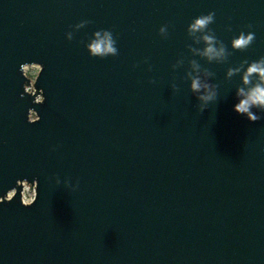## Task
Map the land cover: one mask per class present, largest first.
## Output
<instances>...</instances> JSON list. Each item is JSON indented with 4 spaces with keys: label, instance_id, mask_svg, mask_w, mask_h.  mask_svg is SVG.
Here are the masks:
<instances>
[{
    "label": "water",
    "instance_id": "1",
    "mask_svg": "<svg viewBox=\"0 0 264 264\" xmlns=\"http://www.w3.org/2000/svg\"><path fill=\"white\" fill-rule=\"evenodd\" d=\"M209 11L229 50L247 25L255 39L199 60L219 85L200 113L186 29ZM101 29L115 57L88 54ZM262 55L264 0H0V264H264V114L234 112L239 76L224 78Z\"/></svg>",
    "mask_w": 264,
    "mask_h": 264
},
{
    "label": "clouds",
    "instance_id": "2",
    "mask_svg": "<svg viewBox=\"0 0 264 264\" xmlns=\"http://www.w3.org/2000/svg\"><path fill=\"white\" fill-rule=\"evenodd\" d=\"M215 22V12L209 11L206 15L201 14L194 17L187 25V37L191 41L187 45V50L191 58L187 59V68L184 71L183 79L188 82V90L193 97L198 101L197 109L203 113L210 104L216 103L219 97V85L212 82L215 78V73L208 68L203 67L199 60H204L207 64H226L228 58L232 55L233 51H244L253 43L255 33L251 31V25L246 26V30L240 31L230 41L229 46L219 39L215 32L209 27ZM87 21H82L74 26V30H79L87 24ZM168 25L161 26L158 35L166 39L168 37ZM227 31H231L228 26ZM67 40L73 39V32L69 31L65 34ZM83 43V42H82ZM88 54L91 57L104 59L106 57H115L118 54L116 47V39L111 30L101 29L92 33L84 44ZM199 58V59H197ZM147 62V61H145ZM185 65V58L180 57L174 64L171 65L173 71ZM29 66L33 70L31 75L33 81L36 74L40 72V63L24 64L22 65V73L29 81ZM149 70H151L149 68ZM234 76H239V84L234 91L233 111L238 115L244 116L250 122L260 120L261 114H264V55L258 59L249 61L242 60L238 65L229 66L225 72V80L230 81ZM155 83V81H149ZM172 90L178 91V86L175 82L171 84ZM36 91L33 87L27 88V93L32 94ZM30 109L28 110L29 123L38 122L29 116ZM33 111H31L32 113ZM36 112V111H35ZM30 113V114H31ZM56 183H61L59 178H56ZM65 187H71L72 190L78 188L76 184H70L67 179L64 181ZM28 189H25L27 192ZM10 190L6 193V195ZM37 190L32 194L29 199L27 195L23 198V206L28 207L37 201ZM8 199L7 201H12ZM5 201H0L3 203Z\"/></svg>",
    "mask_w": 264,
    "mask_h": 264
},
{
    "label": "rangeland",
    "instance_id": "3",
    "mask_svg": "<svg viewBox=\"0 0 264 264\" xmlns=\"http://www.w3.org/2000/svg\"><path fill=\"white\" fill-rule=\"evenodd\" d=\"M32 69H31V66H29V78L33 81V79H32V75H31V73H32ZM39 74V73H38ZM38 74H36V76H35V79H36V77L38 76ZM25 189H28V191L27 192H25ZM35 192V188H33V187H31L30 185H28V184H25V186H24V191H23V195L25 196V195H27L28 197H29V199H31L32 198V194ZM13 194V193H12Z\"/></svg>",
    "mask_w": 264,
    "mask_h": 264
}]
</instances>
